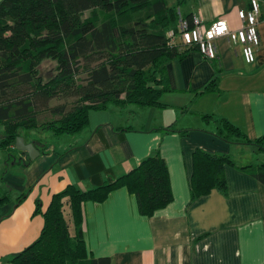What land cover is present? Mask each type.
Instances as JSON below:
<instances>
[{
    "label": "crops",
    "instance_id": "crops-1",
    "mask_svg": "<svg viewBox=\"0 0 264 264\" xmlns=\"http://www.w3.org/2000/svg\"><path fill=\"white\" fill-rule=\"evenodd\" d=\"M247 8L248 0H185L179 11L197 15L203 26L223 17L237 27V10ZM258 32L251 64L225 37L216 41V60L193 49L168 62L173 91L162 96L163 107L90 110L88 125L74 135L25 132L24 141L36 140L39 151L27 164H7L0 148V187L11 190L10 201L0 205V264H13L10 258L39 236L42 212L53 193L68 184L88 189L111 181L157 151L168 166L172 202L152 216L141 215L135 196L124 187L102 202L86 201L82 234L89 254L110 257L111 264H264V182L225 165L226 193L213 189L189 202L193 151L235 159L246 145L215 137L216 124L204 121L202 114L226 118L251 140L264 136L263 22ZM215 74L218 91L198 92ZM167 126L170 131H164ZM256 154L263 156L261 161L244 164L262 163L264 154ZM36 202L40 212H35Z\"/></svg>",
    "mask_w": 264,
    "mask_h": 264
},
{
    "label": "trees",
    "instance_id": "trees-1",
    "mask_svg": "<svg viewBox=\"0 0 264 264\" xmlns=\"http://www.w3.org/2000/svg\"><path fill=\"white\" fill-rule=\"evenodd\" d=\"M183 1L168 5L167 0H0V148L6 163L30 162L27 153L14 147L16 137L25 132L74 135L88 125L90 110L163 107L162 94L173 91L166 65L196 49L178 39L171 42L169 35L178 33ZM86 11L89 15L84 17ZM183 16L190 18L191 14ZM45 60L57 62L55 74L46 80L39 71ZM215 69L217 74V64ZM216 74L198 92H217ZM68 97L75 100L51 104L52 99ZM201 117L214 121L215 137L250 145L254 152L264 154V136L251 140L226 118L214 114ZM225 165L264 182V161L237 164L229 154L196 148L189 202L213 189L226 193ZM121 187L135 196L141 215L152 216L173 200L168 166L158 151L98 186L80 189L68 184L51 195L42 212L39 236L10 262L111 264L110 257H93L87 250L82 234L83 206L86 201L102 202ZM29 191L20 193L16 204ZM10 199L11 190L0 187V205ZM35 212H40L37 202Z\"/></svg>",
    "mask_w": 264,
    "mask_h": 264
},
{
    "label": "built area",
    "instance_id": "built-area-1",
    "mask_svg": "<svg viewBox=\"0 0 264 264\" xmlns=\"http://www.w3.org/2000/svg\"><path fill=\"white\" fill-rule=\"evenodd\" d=\"M262 4L264 0H248L247 9H238L237 27H232L223 17L203 26L197 15L186 18L179 13L178 33H169L171 42L178 39L186 45H193L205 59L212 60L217 58V39L225 37L239 48L244 62L251 64L255 61V50L260 43L258 24L264 23Z\"/></svg>",
    "mask_w": 264,
    "mask_h": 264
},
{
    "label": "rangeland",
    "instance_id": "rangeland-1",
    "mask_svg": "<svg viewBox=\"0 0 264 264\" xmlns=\"http://www.w3.org/2000/svg\"><path fill=\"white\" fill-rule=\"evenodd\" d=\"M177 2H178V0H167L168 5H172V4H175ZM88 15H89V11H86L84 13V17L88 16ZM56 66H57V62L55 60H45L40 64L39 71L45 80L52 77L55 74ZM164 94L165 93H163L162 96ZM162 96H161L160 100L162 99ZM63 100H66V101H68V103H71L75 99H74V97H68L66 99L55 98V99L51 100V104L55 105L57 103H60ZM135 107L137 108L138 106L135 105ZM140 108L141 107H139L138 109H140ZM165 113L167 115V113H169V112H165ZM0 129L2 130V126H0ZM43 133H46V132H43ZM236 149H238V148H236ZM2 155H4V154L2 153ZM234 156H235V159L237 160V162L240 164H244L247 162H259L263 158L262 155L254 153L251 146H249V145H242V148L240 149V153L237 154V152H236Z\"/></svg>",
    "mask_w": 264,
    "mask_h": 264
},
{
    "label": "water",
    "instance_id": "water-1",
    "mask_svg": "<svg viewBox=\"0 0 264 264\" xmlns=\"http://www.w3.org/2000/svg\"><path fill=\"white\" fill-rule=\"evenodd\" d=\"M14 147L22 152L27 153L29 159H35L39 154L32 142H25L22 136H17L14 142Z\"/></svg>",
    "mask_w": 264,
    "mask_h": 264
}]
</instances>
